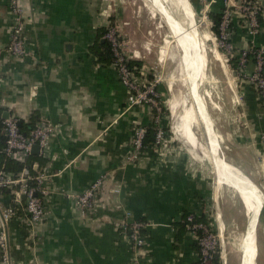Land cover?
<instances>
[{"label": "crops", "instance_id": "obj_1", "mask_svg": "<svg viewBox=\"0 0 264 264\" xmlns=\"http://www.w3.org/2000/svg\"><path fill=\"white\" fill-rule=\"evenodd\" d=\"M149 1L156 11L135 0H21L26 52L15 57L6 48L12 19L9 0H0V118L8 112L20 124L35 118V123L43 121L55 127L46 147L29 153L38 157L31 161L34 173L22 166L30 175L44 174L46 192L39 221L29 220L22 202L8 222L11 264H132L129 231L120 226L125 211L146 223L140 250L145 264H198L197 237L183 225L184 217H203L222 233V188L237 194L246 218L239 264H248L252 243L256 248L254 264L257 257L258 264H264V113L257 89L236 70L237 57L226 60L217 51L235 100L220 102L216 135L221 155L207 146L215 157L235 167L237 174L221 172L222 187L217 189V171L208 154L196 155V145L173 132L176 121L170 125L167 110L176 118L182 114L175 115L176 108L171 112L168 103L176 100L160 81L157 89L163 108L159 125L166 134L159 145L144 146L137 159L127 158L134 131L151 124L154 111L146 104L128 105L127 89L114 64L101 60L97 52L102 49L107 26L115 23L124 50L136 64V78L152 80L161 58L166 57L163 48L167 39L159 18L177 48L181 33L176 36L179 31L163 13L169 1ZM180 1L188 8L184 14L190 13L195 38L199 32L194 11L208 17L224 7V0ZM227 3L235 51L248 48L252 41L264 47V0H260L262 21L253 36L247 32L235 0ZM173 21L179 24L176 17ZM252 66L250 59L245 72ZM205 140L207 144L206 134ZM29 154L12 159L23 163ZM102 174L106 176L94 205L81 210L74 195ZM238 187L250 197L251 210ZM10 197V191L0 192V203L10 205Z\"/></svg>", "mask_w": 264, "mask_h": 264}, {"label": "built area", "instance_id": "obj_2", "mask_svg": "<svg viewBox=\"0 0 264 264\" xmlns=\"http://www.w3.org/2000/svg\"><path fill=\"white\" fill-rule=\"evenodd\" d=\"M224 0L221 19L217 26V35H214L215 48L220 51L225 59L236 58V70L243 74L244 78L257 89L264 113V47L256 46L253 43L248 48L241 51H235L230 39L231 12ZM21 0H9V9L12 19L10 34L7 43V51L15 56L22 57L25 54V40L22 34L24 15L23 8L20 5ZM235 6L245 21L247 32L253 36L258 33L260 21L257 19L260 7V0H235ZM260 15V11H259ZM103 38L109 43L112 51L117 76L119 81L127 89L128 105L146 104L154 111L153 122L156 125L154 133V144L159 145L164 138L165 129L159 125L160 114L162 113V102L157 83L159 77L155 75L152 80L142 82L136 78L133 70L127 65L128 55L124 51L123 41L120 38L118 28L115 23H110L103 34ZM252 60L253 66L249 73L245 72L246 65ZM134 69V68H133ZM3 131L5 133V143L3 154L6 158H17L18 154L28 155L33 145H38L41 152L47 145L49 137L55 130L53 125L36 122L29 130L28 134H23L19 130L17 119L11 115L3 118ZM145 134V128L139 126L134 131L132 141V151L127 156L128 160L137 159L143 149L142 140ZM264 144V135H261ZM106 175H100L94 179L90 185L79 194L74 195L75 201L81 210L92 208L95 203V196L101 189ZM44 174L39 173L30 175L26 167L10 175L3 169H0V192L4 189L10 190V205L0 203V264H11L8 253V222L16 215V212L24 203V211L30 221H39L43 216V195L46 192L42 187ZM31 181V185L29 184ZM15 187V189H12ZM23 196V197H22ZM123 229L129 231L133 254L132 264H145L142 260L140 250L144 244L142 229L146 223L131 217L129 211H125L120 222ZM185 226L192 233L196 234L198 242V264H214L217 255V240L214 229L205 222L198 221L193 214H187L185 217Z\"/></svg>", "mask_w": 264, "mask_h": 264}, {"label": "rangeland", "instance_id": "obj_3", "mask_svg": "<svg viewBox=\"0 0 264 264\" xmlns=\"http://www.w3.org/2000/svg\"><path fill=\"white\" fill-rule=\"evenodd\" d=\"M135 1L141 4L144 3L146 5L145 9L156 11L149 0ZM163 4L168 5L167 1L163 2ZM194 13L198 32L201 34L203 31H206L211 37V40L206 41L205 44L203 75L199 73L191 75V71L186 70V68L181 65L180 51L176 47L173 38L170 37L169 29L162 18H159V21L163 24L165 39H167L163 48L166 57L161 58V67L158 69L156 75L159 77L161 83H165L170 88V92L173 95L172 99L176 100L177 106L175 115L179 116L180 114L188 112V116L192 115L196 118L193 125L195 138L198 144H196V150L193 152H195L196 155H200L201 153L207 154L208 146L213 153L221 155L220 146L218 144L219 141L216 135V132L217 134L219 132L217 129L219 118L218 110L220 109V102L223 101L222 103L225 104L227 101H232L233 103L235 97L231 94V86L229 87V83L226 81L227 78L219 66L222 61L221 58L220 61L215 59V55H213L214 53L212 52V50L216 49L213 40L214 33L211 30L212 23L205 14H197L195 11ZM196 38L199 39V36H196ZM218 52L220 53V51ZM183 68L184 70H182ZM193 94L198 96L200 101L204 104L205 111L208 112V119L204 127L207 144L202 123L195 109L196 106ZM167 112V119L172 126L177 118L176 116H171L168 110ZM170 134L173 135L171 132ZM203 162L211 169L210 163H207L205 160H203ZM212 176V178H214V174H212ZM219 210H221L222 233L212 228L216 234L217 258L219 264H239V241L246 227V218L244 216L242 204L233 190L222 188L220 191ZM256 264H258V257L256 258Z\"/></svg>", "mask_w": 264, "mask_h": 264}, {"label": "bare ground", "instance_id": "obj_4", "mask_svg": "<svg viewBox=\"0 0 264 264\" xmlns=\"http://www.w3.org/2000/svg\"><path fill=\"white\" fill-rule=\"evenodd\" d=\"M168 1H169V8L163 11V13L168 14L167 15L168 21L174 24L176 27V30L179 31L178 33H176V36L181 33L180 44H178V50H180L182 53V56L180 53L181 65H183L188 71H191V72L198 71L197 73H199L200 75H203L202 74L203 69H204V66H203L204 65V55L203 54L205 50V44H206V41L211 40V37L208 32L203 31L201 34L199 33L198 35L199 39L195 38V33H196L195 28L192 24V21L189 19L191 17L190 13L184 14V11H187L188 8H186V6L180 0H168ZM174 17L178 19L179 24L174 23L173 21ZM184 21H185V24H184ZM212 52L214 53L213 55H215V59L220 61L221 56H219L217 50L214 49L212 50ZM182 70H184V68ZM193 95H194V100H195V106H196L195 109L197 111V116L204 125V122H206L208 119L207 112L204 109L203 102L200 101L198 96H196L195 94ZM175 106H176V102H172V101L169 102V109L171 110V112H175L174 111L176 108ZM195 119H196L195 116L190 115L189 117L188 112H186L180 115L179 117H177L176 125L173 128L174 133L179 134L180 136L184 137L187 140V142L192 146L196 145V139L193 134L194 131L192 132V125ZM207 154H208L211 165H213V167L215 168L214 170L217 171V173H214V174L217 175L216 186H217V189H219L220 187H222V181H223L222 178L224 176V175L222 176V173L224 172L226 176H232L231 175L232 173H236V168L230 165L229 163L221 161L220 159L215 157L209 150L207 151ZM238 178L241 179L240 177ZM238 189L241 192V195L246 203V206L248 207L249 210H251L253 205H252L250 197L246 195L244 190L240 189L239 187ZM248 239L250 241L251 237L249 236ZM252 242H249V244H251ZM249 247L251 248L248 249V252H247V263L254 264L253 260L256 254V248L253 245V243L249 245L248 248Z\"/></svg>", "mask_w": 264, "mask_h": 264}, {"label": "trees", "instance_id": "obj_5", "mask_svg": "<svg viewBox=\"0 0 264 264\" xmlns=\"http://www.w3.org/2000/svg\"><path fill=\"white\" fill-rule=\"evenodd\" d=\"M259 11H260V15H259ZM259 11H258L257 19L261 22L262 21V17H263V15H262V7L261 6L259 7ZM221 15H222V10L219 13H209L208 14V18L210 19V21L212 23L211 30L214 33V35H217V30H218L217 26H218V23H219V21L221 19ZM101 47H102L101 51L97 52V55L99 56V58L101 60H105L107 62L113 63L114 57H113L112 51L110 49L108 41L106 39H104V38H103V42L101 44ZM127 65L135 73L136 69H135L134 66L136 64L132 60L128 59L127 60ZM17 122H18V120H17ZM34 125H35V118L30 119V121L28 123H21L20 125H18V127H19V130L21 131V133L26 135V134H28L29 130ZM3 127H4L3 120H2V118H0V169H3L4 171H9V172H12V173H16V172L21 170L23 165H25V166H27V168H28L30 173H34V170H33L32 166H31V161H33L35 159L36 160L38 159V157H36L35 155L29 154L28 160H25L23 163L17 162L14 159L6 158L4 156L3 147H4L6 136H5V133L3 131ZM155 129H156V125H155V123L153 121H152L151 124H149L147 127H145V134H144V137H143V140H142L143 147L148 145L149 143H154ZM29 184L31 185V182H29ZM10 190L11 189H4V190L1 191V193L2 192H7V191H10ZM196 220L202 221V222L205 221L203 217H197ZM184 223H185V219H184L183 225H184ZM214 264H219L217 255H216L215 259H214Z\"/></svg>", "mask_w": 264, "mask_h": 264}, {"label": "water", "instance_id": "obj_6", "mask_svg": "<svg viewBox=\"0 0 264 264\" xmlns=\"http://www.w3.org/2000/svg\"><path fill=\"white\" fill-rule=\"evenodd\" d=\"M9 116V114H8V112H4L2 115H1V117L2 118H6V117H8ZM18 125H20V123L18 122ZM38 151H39V147H38V145H33L32 146V148H31V153H38ZM23 197V196H22ZM254 262V261H253Z\"/></svg>", "mask_w": 264, "mask_h": 264}]
</instances>
